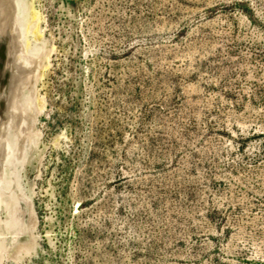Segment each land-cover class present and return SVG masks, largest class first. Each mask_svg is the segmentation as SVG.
<instances>
[{"label":"rangeland","instance_id":"obj_1","mask_svg":"<svg viewBox=\"0 0 264 264\" xmlns=\"http://www.w3.org/2000/svg\"><path fill=\"white\" fill-rule=\"evenodd\" d=\"M10 1L0 264H264V0Z\"/></svg>","mask_w":264,"mask_h":264},{"label":"bare ground","instance_id":"obj_2","mask_svg":"<svg viewBox=\"0 0 264 264\" xmlns=\"http://www.w3.org/2000/svg\"><path fill=\"white\" fill-rule=\"evenodd\" d=\"M9 2H11V1L10 0H0V96H1L2 90L4 88H6L5 86H6V81H7V76H6L7 71L5 72V63L7 62L6 61L7 59H6L5 46H6V37L9 34L8 32H9L10 18H11V14H10V10H9V4H8ZM13 2L16 5V8L18 9V13H17L18 14L17 15L18 21L17 22L19 23L18 24L19 30L21 32L23 31L22 33H24V36L28 35L29 33L34 34L35 36H38L39 38H37V39L40 40L42 38L41 36L43 35L44 28H43V25L41 24V14L35 8V6L33 4V0H14ZM21 36H22V34H21ZM7 38H9V37H7ZM7 42H8V40H7ZM30 44L31 43H29V45ZM29 45H28V48H29ZM45 46H47V45H45ZM8 47H9V45L6 47V49ZM45 50L43 52L41 51L42 52L41 57H43L42 58L43 65L41 64V66H44V67H46L49 63V55H50L49 52H51V51H49V48H48V50H46V51ZM7 51H10V49L8 48ZM40 103H42V101H40ZM34 124H35V122H34ZM59 137H61V136H59Z\"/></svg>","mask_w":264,"mask_h":264}]
</instances>
